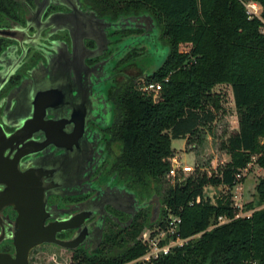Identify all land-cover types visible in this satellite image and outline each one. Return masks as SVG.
<instances>
[{"label":"trees","instance_id":"1","mask_svg":"<svg viewBox=\"0 0 264 264\" xmlns=\"http://www.w3.org/2000/svg\"><path fill=\"white\" fill-rule=\"evenodd\" d=\"M242 1L86 0L101 17L150 15L168 47L163 64L144 76L161 83L159 95L140 91L131 76L119 78L109 93L114 119L108 133L119 151L114 173L141 198L160 200L161 191L163 196L157 222L143 212L125 230L107 225L100 248L72 252L70 264L135 262L146 252V232L163 226L169 212L182 219L179 235L192 239L153 264H264V179L256 187L258 207L246 206L254 210L250 219H235L230 195L216 205L204 197L207 187L232 188L253 157L264 170V22L250 20ZM255 1L264 8V0ZM11 7L13 0H0V13ZM186 43L192 49L184 54ZM141 55L135 50L130 59ZM223 83L232 87L239 122L225 146L231 161L211 174L178 172L169 178L172 140L187 139L215 121L208 109L211 92ZM220 216L230 221L214 226Z\"/></svg>","mask_w":264,"mask_h":264},{"label":"flooded vegetation","instance_id":"2","mask_svg":"<svg viewBox=\"0 0 264 264\" xmlns=\"http://www.w3.org/2000/svg\"><path fill=\"white\" fill-rule=\"evenodd\" d=\"M13 4L0 13V31L9 32L0 36V124L8 135L18 136L19 175L34 171L49 186L46 210L53 219L47 223L80 216L87 203L94 206L95 214L84 215L92 216L89 238L69 250L93 253L103 240L102 222L103 236L109 224L125 230L156 206L155 196L134 195L114 173L119 151L108 133L114 119L111 88L131 76L133 51L145 50L141 44L133 48L132 41L150 43L154 33L146 21L134 29L126 19L130 16L101 17L86 0ZM17 217L12 207L4 210L0 237ZM82 232L78 228L58 238ZM13 252L12 241L0 244V253Z\"/></svg>","mask_w":264,"mask_h":264},{"label":"rangeland","instance_id":"3","mask_svg":"<svg viewBox=\"0 0 264 264\" xmlns=\"http://www.w3.org/2000/svg\"><path fill=\"white\" fill-rule=\"evenodd\" d=\"M260 2L255 0H244L242 4L248 2ZM262 6V5H261ZM264 8L262 6L261 20L264 22L262 15ZM161 33L157 29L152 35L153 41L134 39L132 46L135 48L138 44L145 49L142 52L143 57L133 65V71L130 73L131 77H137L139 83L144 79L146 81L147 74L156 71L165 61L168 55V47L165 45L164 40L160 38ZM141 42V43H140ZM192 45L190 43L182 44L180 48L181 53H190ZM194 59V58H193ZM208 109L215 113V121L210 124L201 125L197 133L187 139L172 140V148L174 150L173 163L178 162L183 165L193 167L194 172L201 171L202 173L211 174L215 170L220 169L229 161L231 155L226 150L228 138L232 133L238 130L239 122L237 109L233 90L230 84L223 83L213 88L211 92V104ZM113 118V117H112ZM257 157L252 158V162L245 170L240 172L242 177V195L244 207L250 203H254L258 207V195L256 187L259 182L264 179V170L256 163ZM192 172H189L188 176ZM168 180V177H166ZM237 188L227 190L225 187H207L204 190L205 200L216 205L218 200L237 194ZM159 195L160 203H162L161 191ZM155 196V195H153ZM264 207V205L262 206ZM247 209V208H246ZM145 216H152L150 210L145 211ZM108 225L107 229L109 228ZM72 252L59 248L54 245H41L32 250L30 254L31 264H70ZM129 264H139L131 262Z\"/></svg>","mask_w":264,"mask_h":264},{"label":"water","instance_id":"4","mask_svg":"<svg viewBox=\"0 0 264 264\" xmlns=\"http://www.w3.org/2000/svg\"><path fill=\"white\" fill-rule=\"evenodd\" d=\"M126 19L134 29L140 30L141 27L138 24L146 21L151 26L150 31L154 33L157 30V25L150 15L130 16ZM8 35L9 32L0 31V36ZM53 129L55 130V128ZM17 147L18 136L8 135L0 124V217L8 207H12L18 212L16 220L10 223L9 228L3 230L0 237V244L5 240L13 242L14 252L0 253V264H31L30 254L32 250L41 245H54L71 251L77 250L85 244L90 236L88 221L92 216L84 215L90 211L93 212L92 215L95 214L94 206L87 203L84 205L83 213L80 216L64 220L54 217L53 222L47 223L48 220L53 219L46 210V190L49 186L47 187L43 179L36 176L34 171L19 175L20 157L16 156ZM155 198L156 206L152 213V223L159 220L161 212L160 200L156 196ZM134 201H137L135 197ZM148 207L150 205L141 207L139 210ZM103 209L105 210V207ZM136 214L137 212H133L131 220ZM104 224V222L101 224L100 242L103 237ZM78 228L82 229V234L75 235L69 240L58 238V234Z\"/></svg>","mask_w":264,"mask_h":264},{"label":"built area","instance_id":"5","mask_svg":"<svg viewBox=\"0 0 264 264\" xmlns=\"http://www.w3.org/2000/svg\"><path fill=\"white\" fill-rule=\"evenodd\" d=\"M246 9V14L250 20L258 18L261 19L262 6L257 2H248L244 4ZM139 90L145 93L159 95L162 90V85L159 82L145 81L138 84ZM178 172L187 173L194 172L193 167L188 165H183L181 163H173V158L171 159V170L168 177H175ZM242 177L240 174L237 175V181L235 185L230 188L225 187L227 190H232L237 188L238 193L231 196L232 207L236 211L235 219L238 218H248L250 219L254 213V210H247L244 207L243 202V185ZM213 187V186H211ZM230 219L226 216H220L215 221L214 226H220L228 223ZM182 224V219L179 215L169 212L166 218L163 220V226L156 227L148 232H146L143 243L146 247V252L135 262L142 264H153L162 257L169 255L176 248H181L186 245L192 238H182L179 235L180 225ZM213 227V226H212Z\"/></svg>","mask_w":264,"mask_h":264}]
</instances>
